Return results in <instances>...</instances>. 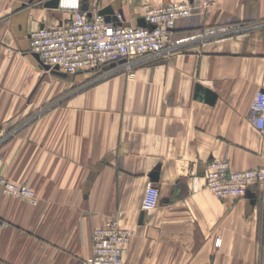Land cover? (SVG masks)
<instances>
[{
  "label": "crops",
  "instance_id": "0c3cea01",
  "mask_svg": "<svg viewBox=\"0 0 264 264\" xmlns=\"http://www.w3.org/2000/svg\"><path fill=\"white\" fill-rule=\"evenodd\" d=\"M47 1L0 0V174L38 197L0 196V264H79L110 219L131 234L123 264H264V201L219 199L191 181L212 159L264 165L249 119L264 88V0H81L125 25L149 7L191 5L173 53L82 88L89 73H49L30 52L32 31L67 17ZM154 171L159 202L144 212Z\"/></svg>",
  "mask_w": 264,
  "mask_h": 264
},
{
  "label": "built area",
  "instance_id": "2783aa9c",
  "mask_svg": "<svg viewBox=\"0 0 264 264\" xmlns=\"http://www.w3.org/2000/svg\"><path fill=\"white\" fill-rule=\"evenodd\" d=\"M188 2L146 8L143 19L147 26L125 25L120 15L107 22L104 15L89 14L81 0H58V9L67 17L56 27H43L29 35L30 52L36 54L50 70L74 76L80 73L99 74L98 80L117 73L134 77V67L142 60L173 53L171 33L175 23L190 14ZM152 26V28H150ZM123 60V63L119 61ZM115 63L113 68L110 67ZM106 69V70H105ZM105 70V71H104ZM249 119L253 127L264 133V88L250 105ZM192 190L201 187L217 198H244L249 193L264 201V165L233 171L228 161L210 160L201 177L193 176ZM200 181L202 183L200 184ZM0 196H9L29 204L38 203L35 191L27 185L11 182L0 174ZM159 189L148 186L141 203L144 212L157 207ZM8 223L0 217V230ZM130 232L117 219L107 220L92 232V255L79 264H123L122 247L130 240ZM220 239L215 245H220Z\"/></svg>",
  "mask_w": 264,
  "mask_h": 264
},
{
  "label": "water",
  "instance_id": "95a60500",
  "mask_svg": "<svg viewBox=\"0 0 264 264\" xmlns=\"http://www.w3.org/2000/svg\"><path fill=\"white\" fill-rule=\"evenodd\" d=\"M45 7L57 9L58 8V0H48L45 3ZM99 14L104 15L107 22H110V21L114 22V21L117 20L116 17H115V15H114L113 10L110 7L109 8H106V9H103L102 11L99 12ZM137 25L138 26H141V27L147 26V24H146V22L144 21L143 18L142 19H139L137 21ZM150 28H152V26H150ZM32 55L35 58V60L38 62V64L41 67V69H43L44 71H47L49 73H52V74H55V75H58V76H61V77H66L67 76L64 73L58 72L56 69L50 70L49 66L43 65L40 62V60H39V58H38V56L36 54H32ZM123 62H124L123 60L119 61V63H123ZM114 66H115V63H112L110 65L111 68H113ZM214 99H215V97H214L213 94L206 93V100H207V102L212 103ZM149 178H150L151 182H153V183L157 182L158 181V173L155 172V171L152 172V173H150L149 174ZM247 196L250 197V198L255 197V195L254 194H251V193H249ZM141 218H142V215L140 217V220H141Z\"/></svg>",
  "mask_w": 264,
  "mask_h": 264
},
{
  "label": "rangeland",
  "instance_id": "374dc122",
  "mask_svg": "<svg viewBox=\"0 0 264 264\" xmlns=\"http://www.w3.org/2000/svg\"><path fill=\"white\" fill-rule=\"evenodd\" d=\"M99 74L89 73L87 75H83V76L79 77V79H80V82L78 84L79 88H82L83 86L88 85V84H90V83L98 80L99 79L98 78L99 77L98 76Z\"/></svg>",
  "mask_w": 264,
  "mask_h": 264
}]
</instances>
